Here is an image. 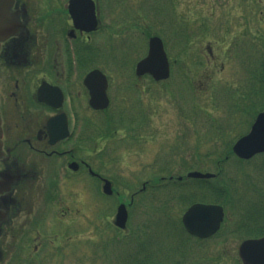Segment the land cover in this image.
Listing matches in <instances>:
<instances>
[{"label": "rangeland", "instance_id": "obj_1", "mask_svg": "<svg viewBox=\"0 0 264 264\" xmlns=\"http://www.w3.org/2000/svg\"><path fill=\"white\" fill-rule=\"evenodd\" d=\"M33 1L40 11H54L51 0ZM47 2L51 9L49 6L45 9ZM113 2L118 4L113 12L116 20L109 21V10L105 9L108 1L100 0V7L102 3L104 5L101 12L104 26L99 27L87 41L82 42L78 38V45L90 42L95 49L90 53L86 52L87 70L84 72L100 68L111 77V81L120 83V90L113 92V130L105 121V114H102L103 120L101 119L96 130L89 134L86 131L85 139H81L79 148L82 147V150L76 148L72 154L76 160L85 159L90 162L101 176H84L82 170H77L76 174L70 173L75 184L71 182L65 185V189H61L54 179L58 173L59 158H55V155L52 158L46 157L45 163L42 157L35 156L36 161L45 164L41 163L43 172H36V183L29 184L31 190L26 209L18 212L19 219L16 220L20 228L18 231L14 230V237L10 231L6 242L2 241V249L8 252V257L0 264H18L15 259L19 256H23L21 259H28L30 264H127L131 253L137 251L135 242L143 246L146 255H150L145 258L142 253L128 264H146L147 260L155 264H175L174 255L182 249L190 257L188 264H241L238 247L246 236L245 231L242 228L240 232L232 234L229 230L238 225L244 207L248 208L250 204L248 200L254 201L257 197L254 188L258 187L251 185L252 183H248L249 186L245 183L240 185L239 197L247 200L239 201L236 197L230 208L228 205L226 219L229 222H224L220 233L204 240L205 243H198V246L187 240L195 238L183 230L181 216L189 203L181 200L179 190L174 191L175 195L173 190H157L156 199L138 193L132 206V210L137 206L131 215L133 222L130 218L127 230L116 228L113 218L118 204L122 201L129 203L132 193L143 183L152 186L163 176L166 179L170 175L184 176L192 170L218 172L217 164L221 155L230 152L229 147L237 136L249 130L250 122L255 117L251 114L257 107L262 110L264 105V86L257 79L258 68L264 64V0H159L158 3L157 0H111L110 4L114 8ZM139 6L149 14L154 12L156 16L158 11L167 14L171 11L172 16L175 14L176 25L170 20H162L165 29L176 31L180 30L181 24L186 25V32L193 40L184 48H177L176 40L173 44L172 37L165 36L170 53L172 46L176 47L170 58L172 63L176 62L175 65L172 64L173 74H178L182 83H176V77L154 83L150 78H138L135 75V63L147 51V34L134 31L142 29L140 20L143 11ZM160 16L164 19L163 15ZM59 19H62L60 14ZM50 25L48 21L46 27ZM150 25L155 31L162 27L161 23L159 25L152 18ZM52 31L47 32L48 36L42 40L48 43L49 48L45 67L55 57ZM176 35L180 41L186 39L182 28ZM242 44L243 49H247L242 50ZM229 51L231 53L227 56ZM242 51L250 61L248 66L244 62ZM245 94L255 95L257 103L252 101L253 95ZM84 102L87 108V97ZM244 103L251 104L246 107ZM82 105L83 102L77 100L76 110L81 109ZM241 106H245L241 109L249 117L241 119ZM191 109L193 115L197 111L194 119L191 118ZM40 110L38 114L46 112L44 108L37 106L36 111ZM87 110L91 114V110ZM235 110L238 112H233ZM71 112L73 113L72 110ZM89 116L94 117L93 114ZM121 120L127 124L126 127L120 123ZM105 130L110 133H105ZM96 144L98 147H95ZM124 144L126 145L123 146ZM119 145L123 148L113 151ZM182 158L183 161L180 160ZM234 159L231 155L223 163L220 175L237 177L235 173L239 165L236 168ZM262 162L264 158L259 159L256 164L252 161L245 165L248 173L252 174L253 182L259 186L264 185V174L262 176L257 169ZM102 176L112 181L111 195L102 192L101 184L103 180H107ZM190 185L191 187L181 189L186 195L196 193L199 195L196 196L198 199L210 200L202 198L206 195L203 188H193V183ZM167 187L172 188L174 185L169 184ZM70 188L73 193H80L77 196L80 198H77L78 202L75 198L72 201L68 199ZM96 192L106 200L102 202L98 196L96 199ZM14 195L18 193L14 192ZM52 198L59 204L57 213L63 225L61 237L64 238L66 231H71L81 240L80 243L62 242L55 251L46 245L56 233L49 236L40 226L35 228L36 222L44 220L48 208L55 204L51 201ZM148 207L151 209H147ZM261 209L250 208L248 212L252 215L254 212H261ZM41 212L45 215L38 217ZM10 227L15 226L12 224ZM137 227L141 233H137ZM113 229L116 234L122 235L109 238ZM185 240L190 243L188 246ZM181 243L184 248L179 246Z\"/></svg>", "mask_w": 264, "mask_h": 264}, {"label": "flooded vegetation", "instance_id": "obj_2", "mask_svg": "<svg viewBox=\"0 0 264 264\" xmlns=\"http://www.w3.org/2000/svg\"><path fill=\"white\" fill-rule=\"evenodd\" d=\"M25 2L23 0L16 1L14 8L20 12L23 11L26 6L23 5ZM50 18L51 16L48 15L47 19ZM21 19L23 21V18ZM51 20L55 28H61L66 33L71 32L74 39L84 34L88 38L90 37V34L73 28V22L68 12L65 13L61 20L53 18ZM30 23L32 22L28 19L25 25L27 33L20 29L15 36L4 40L0 47V114L4 150L3 156L0 158V178H4L11 184L10 192L0 195V208L7 213V217L0 224H11L13 218L10 217L17 214L19 202H23L24 204L25 199L22 197V192L31 189V185L29 184H32L36 179V172L39 170L43 172V165L45 164L41 162L42 165L36 161L34 159L35 156L42 157L45 163L47 162L46 157L51 158L54 155L67 156V159L70 160L67 169L72 173H76L77 170H82V173H84L86 167L85 159L76 160L73 158L72 154L76 148L71 149L61 146L62 143L70 141L74 136L68 114L67 99H71L74 109H76L77 100L83 102L82 112L86 109L84 99L87 95V88L84 84V69L78 72L76 77L70 73L66 74L62 59L56 55L52 63L45 67L49 55L48 43H45L46 41L44 43L47 51H43L40 58L33 57V54L37 55L39 51L36 48L33 53L32 48L36 34L37 40L39 39V33H34L36 29L38 30V27H32ZM27 38L32 40L28 41L24 46V41ZM38 43L41 44L40 40ZM43 82L48 83L50 91L46 96L48 103L39 100L37 97L38 87ZM55 88L60 91L59 98L57 93L53 91ZM36 105L44 108L46 112L38 114L41 110L36 111ZM88 109L92 113H97V111L89 107ZM59 113L66 114L64 119H66L71 134L67 138L52 144L46 124L49 118ZM84 137L83 130L81 132V139H85ZM76 147L79 148L80 145ZM14 192H17L18 195H14ZM17 219H19L18 216ZM17 219L12 223L18 231L20 227L17 224L18 222H16ZM10 234L14 237L15 233ZM8 235L9 232L5 234L1 230L0 238L3 242H6V239L9 237ZM7 247L5 246V248ZM6 253L8 252H5V258L7 259Z\"/></svg>", "mask_w": 264, "mask_h": 264}, {"label": "water", "instance_id": "obj_3", "mask_svg": "<svg viewBox=\"0 0 264 264\" xmlns=\"http://www.w3.org/2000/svg\"><path fill=\"white\" fill-rule=\"evenodd\" d=\"M14 0H0V41L7 35L14 33L18 26L17 14L11 12V6ZM71 13L75 22L86 24L87 29L91 30L96 25L94 17V7L91 0H72ZM81 21V22H80ZM85 26V25H82ZM86 28V27H85ZM137 73H150L156 79L169 76V64L160 38L152 37L149 41L148 55L138 62ZM99 71H93L91 78H100ZM96 91H92L91 104L94 107L102 108L107 106V97L104 91L96 86ZM1 137V129H0ZM234 152L242 158H250L258 152L264 151V112L257 115L251 130L248 134L239 138L233 146ZM1 155V142H0ZM191 177H211V173H201L193 171L189 173ZM8 188L6 181L0 180V193ZM104 191L111 193L109 182L104 186ZM5 212L0 209V221L4 219ZM127 219L125 205L121 204L116 216V224L124 227ZM223 219V209L215 204H193L183 215V222L191 234L201 237L210 236L220 226ZM240 256L243 264H264V237L258 239H249L240 246Z\"/></svg>", "mask_w": 264, "mask_h": 264}, {"label": "trees", "instance_id": "obj_4", "mask_svg": "<svg viewBox=\"0 0 264 264\" xmlns=\"http://www.w3.org/2000/svg\"><path fill=\"white\" fill-rule=\"evenodd\" d=\"M141 17H142V19L140 21L145 19V16L142 13H141ZM260 70H261V72L259 73V76H258L259 77L258 82L260 83L261 86H264V64H261ZM245 95H248V94H245ZM244 105L245 106L247 105L246 107H248L249 103L248 104L244 103ZM245 106H241L239 108V112L243 113L241 115V119H245V117H247V116L249 117L247 112L245 110L241 109ZM258 109H256V111H254L251 114V116L254 117L256 115ZM233 112H238V111L235 110ZM229 149H230V152L226 153L225 155H221V160H219V163L217 164V167H219V174L215 178H213V179H199V180H194V182L196 183V186L203 188L204 193L206 195L202 198L210 199V200H205V201L218 202V203L224 204L225 206L229 205V208L231 207L234 196H235V194H237L238 189L242 183H245L247 186H249V184L252 183L251 185L254 184L256 187H258V189L254 188V190L257 193V197L255 198V200L254 201L252 199L248 200L250 203L248 208H247V206L244 207L245 210L243 208L244 213L241 215V220L237 226V230L239 228L240 229L243 228L245 231L246 237L261 236L264 234V185L259 186L255 182H253L252 174L248 173V169L245 166V165H248V164H246L247 162H252L254 160L245 161V160L238 159V158L234 159L237 162V163L235 162L236 168L239 165V168L236 172L237 174L235 173V175L237 177L231 178L230 176H225L224 174L220 175V172L223 171V169L221 168L223 166V163L228 161L230 159V156L233 155V153L231 151V147H229ZM217 154H219V152ZM261 156L263 159L264 154H262ZM256 163L257 162L254 161V164H256ZM257 169H258V172L261 173V175L263 176V174H264V162H262V164L258 165ZM171 183L172 182H169V184H171ZM169 184H166L165 186H168ZM183 185H184L183 182H176V184H174V186H182V187H183ZM251 187H249V188L251 189ZM209 191L211 192V194H209ZM186 196L185 195L183 196V201L188 202V203H192L194 201L204 200V199H198L196 196H199V195L196 193H194V194L190 193L189 195H186ZM242 200L246 201L247 199L242 197ZM260 205L262 206V209H261ZM250 208H252L253 210H260L261 209V212H254L252 215H250L248 212ZM135 257H136V255H135Z\"/></svg>", "mask_w": 264, "mask_h": 264}]
</instances>
